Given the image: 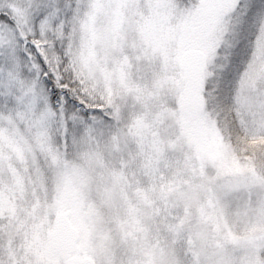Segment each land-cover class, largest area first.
Returning a JSON list of instances; mask_svg holds the SVG:
<instances>
[{"label": "snow or ice", "instance_id": "obj_1", "mask_svg": "<svg viewBox=\"0 0 264 264\" xmlns=\"http://www.w3.org/2000/svg\"><path fill=\"white\" fill-rule=\"evenodd\" d=\"M0 264H264V0H0Z\"/></svg>", "mask_w": 264, "mask_h": 264}]
</instances>
